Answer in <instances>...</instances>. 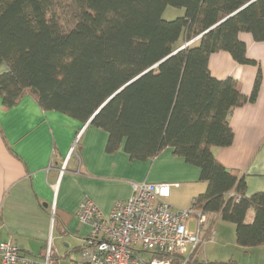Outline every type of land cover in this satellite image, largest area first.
Masks as SVG:
<instances>
[{
	"label": "trees",
	"instance_id": "16d2710c",
	"mask_svg": "<svg viewBox=\"0 0 264 264\" xmlns=\"http://www.w3.org/2000/svg\"><path fill=\"white\" fill-rule=\"evenodd\" d=\"M169 6L183 14L165 18ZM242 32L264 41V0H0V96L12 108L31 95L43 110L87 122L152 68L91 120L108 132L107 152L124 144L148 160L172 148L207 183L196 208L234 223L241 246L264 245V191L248 195L244 176L213 152L233 143L229 115L261 85L259 71L247 95L233 76L210 71L221 50L255 63ZM68 255L51 248L53 264ZM205 263L228 264L195 259Z\"/></svg>",
	"mask_w": 264,
	"mask_h": 264
},
{
	"label": "crops",
	"instance_id": "0c3cea01",
	"mask_svg": "<svg viewBox=\"0 0 264 264\" xmlns=\"http://www.w3.org/2000/svg\"><path fill=\"white\" fill-rule=\"evenodd\" d=\"M240 37L255 63L241 64L221 50L210 56V71L217 78L233 76L247 95L253 91L259 71L261 85L254 101L234 108L229 115L233 143L214 146L213 152L226 167L238 169L251 195L264 191V41H256L248 32ZM6 70V65H0V74ZM108 138L107 131L89 120L43 110L31 95L12 108H6L0 96V241L12 238L36 258L44 256L50 241L55 253L70 255L82 247L90 232V225L78 216L86 198L108 214L116 201L132 195L134 183L174 184L171 196L174 189H181L188 200L182 206L173 205L170 196L168 202L183 208L190 207L195 196L206 189L200 168L177 156L172 148L153 159L137 160L124 150V144L107 152ZM247 219L252 220V213ZM55 228L64 237L63 249L54 244ZM249 248H260L264 257V245ZM213 255L212 261L199 257L209 263H226L219 254ZM255 264H264V260Z\"/></svg>",
	"mask_w": 264,
	"mask_h": 264
},
{
	"label": "built area",
	"instance_id": "2783aa9c",
	"mask_svg": "<svg viewBox=\"0 0 264 264\" xmlns=\"http://www.w3.org/2000/svg\"><path fill=\"white\" fill-rule=\"evenodd\" d=\"M173 185L134 183L132 195L116 201L108 214L93 200L84 199L78 216L90 225V232L80 258L68 264H195L207 241L215 239L218 215L204 213L195 203L187 208L172 206L168 199ZM51 248L49 241L44 256L36 258L8 238L0 241V264H53Z\"/></svg>",
	"mask_w": 264,
	"mask_h": 264
},
{
	"label": "rangeland",
	"instance_id": "374dc122",
	"mask_svg": "<svg viewBox=\"0 0 264 264\" xmlns=\"http://www.w3.org/2000/svg\"><path fill=\"white\" fill-rule=\"evenodd\" d=\"M181 14H183L182 9L169 6L164 11L163 16L167 19H172ZM170 200L171 204L182 206V203L187 201L188 197L181 189H174ZM214 228L216 229L215 239L207 241L199 255L200 257H205L212 261L215 256L213 254H219L228 264H255L264 260L260 248L244 247L237 242L234 223L218 217ZM63 238L55 228L54 244L61 249H63L62 246L64 245ZM80 255L81 251H73L70 255L59 258L57 264H68L71 258H80ZM29 256L34 255L29 254ZM229 261H232V263Z\"/></svg>",
	"mask_w": 264,
	"mask_h": 264
},
{
	"label": "water",
	"instance_id": "95a60500",
	"mask_svg": "<svg viewBox=\"0 0 264 264\" xmlns=\"http://www.w3.org/2000/svg\"><path fill=\"white\" fill-rule=\"evenodd\" d=\"M252 2V1H251ZM250 2V3H251ZM249 4V3H248ZM248 4H246L245 6H247ZM244 6V7H245ZM244 7H242V8H244ZM241 8V9H242ZM241 9H239V10H241ZM238 10V11H239ZM237 12V11H236ZM234 14V13H233ZM188 44V43H187ZM186 44V45H187ZM183 47H185V45L184 46H182L181 48H183ZM171 56V55H170ZM169 56V57H170ZM169 57H166L165 59H163L162 61H160L158 64H160L161 62H163L164 60H166L167 58H169ZM157 64V65H158ZM152 69V68H151ZM151 69H148V70H146V71H144L143 73H141L140 75H138L137 77H135L134 79H132L131 81H129L126 85H124L123 87H121L114 95H112L105 103H103L102 105H101V107L94 113V115L89 119V122H91V120L93 119V117L97 114V112H99V110L100 109H102L104 106H105V104L113 97V96H115L118 92H120L122 89H124L127 85H129L130 83H132L133 81H135L137 78H139L141 75H143V74H145L146 72H148L149 70H151Z\"/></svg>",
	"mask_w": 264,
	"mask_h": 264
}]
</instances>
